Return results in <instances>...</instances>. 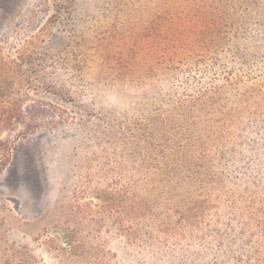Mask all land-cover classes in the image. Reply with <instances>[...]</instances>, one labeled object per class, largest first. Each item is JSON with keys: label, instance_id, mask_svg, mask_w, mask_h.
I'll list each match as a JSON object with an SVG mask.
<instances>
[{"label": "trees", "instance_id": "16d2710c", "mask_svg": "<svg viewBox=\"0 0 264 264\" xmlns=\"http://www.w3.org/2000/svg\"><path fill=\"white\" fill-rule=\"evenodd\" d=\"M170 14H155L154 62L122 64L137 90L119 105L67 90L96 125L89 172L63 222L0 244V264H264V23L222 19L185 46L168 39Z\"/></svg>", "mask_w": 264, "mask_h": 264}, {"label": "rangeland", "instance_id": "374dc122", "mask_svg": "<svg viewBox=\"0 0 264 264\" xmlns=\"http://www.w3.org/2000/svg\"><path fill=\"white\" fill-rule=\"evenodd\" d=\"M162 7L172 12L168 39L185 46L205 40L202 31L222 19L248 28L256 20L259 27L264 23V0H0L4 247L43 239L46 226L66 218L68 200L89 172L82 166L89 163L82 151L89 149L88 131L96 126L67 90H100L104 99L117 100L115 105L121 90H137L122 87V64L131 62L134 75L137 66L154 62L158 49L152 28ZM144 24L150 27L147 37ZM104 75L118 79L114 87L96 84ZM87 199L85 194L81 201Z\"/></svg>", "mask_w": 264, "mask_h": 264}]
</instances>
